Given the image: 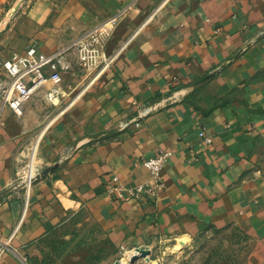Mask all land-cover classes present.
I'll return each mask as SVG.
<instances>
[{"label": "crops", "instance_id": "crops-1", "mask_svg": "<svg viewBox=\"0 0 264 264\" xmlns=\"http://www.w3.org/2000/svg\"><path fill=\"white\" fill-rule=\"evenodd\" d=\"M103 26L114 60L92 80L68 56L28 200L15 156L47 88L22 116L0 102V264H48L47 234L79 213L120 247L213 235L234 264H264V0H0V75L32 44L50 55ZM161 150L163 187L133 197L155 187L143 160Z\"/></svg>", "mask_w": 264, "mask_h": 264}, {"label": "built area", "instance_id": "built-area-1", "mask_svg": "<svg viewBox=\"0 0 264 264\" xmlns=\"http://www.w3.org/2000/svg\"><path fill=\"white\" fill-rule=\"evenodd\" d=\"M107 26L93 30L80 38L72 46L65 50L53 54H45L39 50L36 44L30 45L24 53H14L6 58L2 63L3 72L6 74V80L0 81V98L4 107H9L17 116H22L25 104L33 95L43 88L46 89L45 99L51 106L58 107L61 103L63 93L61 85L64 75L73 69L68 56L75 55L79 69H81L88 78L92 80L101 76L112 64L115 55L109 54L107 50ZM155 106L143 110V114L150 113ZM137 125H139L137 123ZM199 136L211 144L212 138L206 131L201 130ZM20 145L17 150L15 161L16 172L12 182L13 189L22 187L24 196L28 200L31 195L33 185L40 177L41 165L37 164V146L31 149ZM173 154L171 151L161 150L152 157L145 158L143 164L151 172L156 180L154 188L147 185H139L132 190L130 194L133 197L144 196V194H155L157 190L163 187L161 182L162 171L169 157ZM122 188L120 179L114 175L110 190ZM4 242L0 240V260L4 250ZM143 247V246H139ZM137 249L121 246L123 257L120 261L128 258V251ZM140 256V254H139ZM141 256L138 258L140 259ZM135 264H142L136 260ZM160 264V263H158Z\"/></svg>", "mask_w": 264, "mask_h": 264}, {"label": "rangeland", "instance_id": "rangeland-1", "mask_svg": "<svg viewBox=\"0 0 264 264\" xmlns=\"http://www.w3.org/2000/svg\"><path fill=\"white\" fill-rule=\"evenodd\" d=\"M6 78V74L2 71L0 81ZM41 94L43 100L40 116L35 118L36 126L29 134H26V140L23 142L25 146L30 147L29 152L37 146L36 162L41 165L39 180L46 174H44L45 169L42 162L43 143L51 126L66 108L64 102L58 107L51 106L46 101L44 93L40 92ZM0 102H2L1 98ZM85 220H87L86 215L79 213L67 218L66 224L47 234L46 262L48 264H123L124 260L120 261L123 257L121 247L116 245L110 237H106L87 225L76 226L75 223ZM178 239L177 242H169L157 247L143 245L151 250L150 259L140 258L138 260L142 264H234L227 237L220 242L211 235L194 244L182 247H178ZM139 248L141 247L138 246L137 249ZM135 263L128 261V264Z\"/></svg>", "mask_w": 264, "mask_h": 264}, {"label": "bare ground", "instance_id": "bare-ground-1", "mask_svg": "<svg viewBox=\"0 0 264 264\" xmlns=\"http://www.w3.org/2000/svg\"><path fill=\"white\" fill-rule=\"evenodd\" d=\"M139 250H140V248L137 249V251H135V250L128 251L129 252L128 253V255H129L128 256V260L127 259H124L123 264H128V261L130 262V260H131L132 263H135V261H136L135 258L136 257L139 258L140 256H141V258H145L146 260H149L150 259V253H149V249L148 248H145L143 250V251H146V253H144V252L142 253ZM150 252H151V250H150ZM139 254H140V256H139Z\"/></svg>", "mask_w": 264, "mask_h": 264}, {"label": "water", "instance_id": "water-1", "mask_svg": "<svg viewBox=\"0 0 264 264\" xmlns=\"http://www.w3.org/2000/svg\"><path fill=\"white\" fill-rule=\"evenodd\" d=\"M46 173V171L44 172V174ZM142 248H147V247H145V246H143V247H141L140 248V250L139 251H141L142 253L144 252V253H146V251H143L144 249H142ZM149 253H150V250H149ZM138 258L136 257L135 258V260H137Z\"/></svg>", "mask_w": 264, "mask_h": 264}]
</instances>
